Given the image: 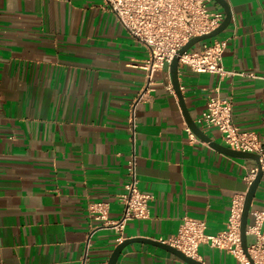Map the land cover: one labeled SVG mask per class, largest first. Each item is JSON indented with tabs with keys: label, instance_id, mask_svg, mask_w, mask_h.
I'll list each match as a JSON object with an SVG mask.
<instances>
[{
	"label": "crops",
	"instance_id": "0c3cea01",
	"mask_svg": "<svg viewBox=\"0 0 264 264\" xmlns=\"http://www.w3.org/2000/svg\"><path fill=\"white\" fill-rule=\"evenodd\" d=\"M224 1L230 22L205 42L227 38L223 67L240 74L178 65L180 93L193 121L209 96L231 99L233 122L264 144V0ZM208 8L223 11L214 0ZM147 55L102 0H0V264H78L84 254L107 262L118 244L107 223L121 216L132 150L137 186L152 197L149 216L127 220L123 239H164L182 215L204 219L209 233L223 229L256 163L195 134L189 141L168 66L134 108L132 142L129 105L145 84ZM200 129L224 145L215 128ZM93 202L104 221L89 212ZM253 210L264 211V175L247 225ZM197 254L204 264H239L206 244ZM115 264L189 263L133 241Z\"/></svg>",
	"mask_w": 264,
	"mask_h": 264
},
{
	"label": "built area",
	"instance_id": "2783aa9c",
	"mask_svg": "<svg viewBox=\"0 0 264 264\" xmlns=\"http://www.w3.org/2000/svg\"><path fill=\"white\" fill-rule=\"evenodd\" d=\"M124 26L129 35L138 40L147 49L148 55L139 66L144 70L145 84L131 101L129 130L134 136V108L139 101L146 100L153 90L154 73L168 66L174 56L178 65H186L195 72L217 74L220 78L233 76L234 70H226L222 64V55L227 38L202 42L197 49L189 48L181 54L178 50L194 36L214 30L224 17L223 11H211V0H102ZM200 128H215L223 144L231 149L251 152L258 155L259 168L264 175V144L255 132L241 130L232 120V101L218 95L209 96L203 109L194 119ZM189 141L196 139L192 130L186 126ZM257 164L249 169L244 180L250 184L256 175ZM128 178L124 191L118 195L122 205L119 219L110 221L108 226L116 233V242L123 240L124 223L130 219H145L149 216L148 203L151 194L141 191L137 186L136 159L132 150L127 162ZM244 196H236L231 202L228 217L223 229L209 233L204 219L182 215L174 234L160 242L168 244L186 256L197 258L200 244L223 249L233 254L239 264H251L240 247V214ZM88 210L96 220H105V211L100 203H90ZM253 220L246 227V235H252L254 241L247 244V251L253 264H264V211H250ZM88 238L86 245L88 244ZM78 264H106L90 262L85 254Z\"/></svg>",
	"mask_w": 264,
	"mask_h": 264
},
{
	"label": "water",
	"instance_id": "95a60500",
	"mask_svg": "<svg viewBox=\"0 0 264 264\" xmlns=\"http://www.w3.org/2000/svg\"><path fill=\"white\" fill-rule=\"evenodd\" d=\"M216 1L223 10L224 17L221 21V23L211 32L194 36L191 37L179 50L178 54L183 53L184 51L188 50L191 48L194 44L210 39L216 35H218L230 22L231 18V13L230 9L227 5V3L224 0H214ZM168 71L170 75V80H171V85L173 88V91L176 94L177 100H178V105L181 109L182 115L184 117V120L187 124V126L192 130V132L201 140L208 142L210 146H212L214 149H217L229 156L236 157V158H242V159H252L258 166L257 172L253 180L250 182V184L247 187V190L244 194L243 197V202H242V208H241V214H240V247L245 254V256L249 259L250 263L253 264L252 259L250 258L248 251H247V235H246V227H247V219H248V213L250 209V202L254 196V193L256 191V188L258 187V184L261 180L262 177V172L259 168V162H258V155L255 153L251 152H243V151H238L231 149L227 146H224L220 143H217L210 139L205 133L199 128L198 125L195 124V122L192 120L190 115L188 114V111L186 109L185 103L183 101L182 95L180 93L179 89V84H178V79H177V71H178V57L174 56L171 60V62L168 65ZM133 241H141V242H147L150 244L157 245L158 247H161L176 256L180 257L184 261H186L189 264H204L203 262L192 258L190 256H186L183 254L181 251L178 249L165 244L163 242L157 241V240H152L149 238H143V237H134V238H125L121 242H119L112 250L110 253V256L108 257V260L106 264H115L117 257L121 250L126 246L128 243L133 242Z\"/></svg>",
	"mask_w": 264,
	"mask_h": 264
},
{
	"label": "rangeland",
	"instance_id": "374dc122",
	"mask_svg": "<svg viewBox=\"0 0 264 264\" xmlns=\"http://www.w3.org/2000/svg\"><path fill=\"white\" fill-rule=\"evenodd\" d=\"M247 241L248 243H251L254 241V238H252L251 236L247 235Z\"/></svg>",
	"mask_w": 264,
	"mask_h": 264
}]
</instances>
